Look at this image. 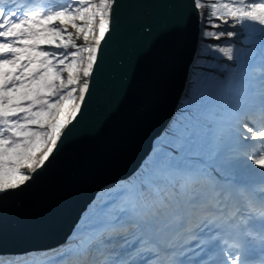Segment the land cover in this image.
Here are the masks:
<instances>
[{
	"label": "snow or ice",
	"instance_id": "snow-or-ice-1",
	"mask_svg": "<svg viewBox=\"0 0 264 264\" xmlns=\"http://www.w3.org/2000/svg\"><path fill=\"white\" fill-rule=\"evenodd\" d=\"M116 6L0 0V201L26 188L80 122ZM189 8L204 26L203 84L185 95L182 119H169L125 183L114 181L110 199L94 202L87 238L60 253L59 264H264V186L244 182L251 171L264 176V0H190ZM246 22L260 25L259 34L244 32ZM182 24L162 27L153 45ZM142 30L153 35L151 24ZM140 56L121 62L124 95ZM234 91L259 104L230 122L222 101ZM118 110L97 122V135ZM251 245L259 255H249Z\"/></svg>",
	"mask_w": 264,
	"mask_h": 264
},
{
	"label": "water",
	"instance_id": "water-1",
	"mask_svg": "<svg viewBox=\"0 0 264 264\" xmlns=\"http://www.w3.org/2000/svg\"><path fill=\"white\" fill-rule=\"evenodd\" d=\"M189 4L190 0H117L114 30L103 44L80 122L26 188L0 201V260L24 261L32 253L42 257L61 248L51 245L69 242L97 194L117 185L114 181H125L149 153L154 137L176 114L199 48V25ZM181 17L180 30L153 45L161 28ZM145 24L153 26V35L142 30ZM141 52L146 54L140 56ZM138 56L135 79L124 95L121 62L136 63ZM115 104L119 110L97 135V122ZM30 249L48 251L14 255Z\"/></svg>",
	"mask_w": 264,
	"mask_h": 264
},
{
	"label": "bare ground",
	"instance_id": "bare-ground-1",
	"mask_svg": "<svg viewBox=\"0 0 264 264\" xmlns=\"http://www.w3.org/2000/svg\"><path fill=\"white\" fill-rule=\"evenodd\" d=\"M204 27L203 25H199V30ZM237 31H241V29L237 28ZM244 32H249L252 31L256 34H259V32L261 31V26L256 24V23H245L244 28H243ZM198 51H197V55L195 58L194 63L192 64V68H191V72H190V77H189V82H188V86L187 89L184 93V96L182 98V101L178 107V109L176 110V114L173 118V123H176L177 121L182 119V113H181V109L185 108L189 105V101L187 99H185V95L189 92L190 89L194 88V87H200L203 84V77H204V73H202L198 67L199 64L203 63V61L200 59L201 55L203 54V52L205 51V43L201 42V35L199 33V46H198ZM217 55V59H219L218 54H214ZM193 82H195V85H193ZM234 93L236 95H238V93H236L234 91ZM237 99H239V96H236ZM230 113H232L233 115H240L242 113L245 112V110L240 107L237 106L236 103L233 104L231 103L230 105L224 106ZM139 175V173H138ZM264 177V176H263ZM125 181L121 182L120 185L124 184ZM116 187H119V185H114L112 187H110L107 190H103L102 192L98 193L95 200L93 201V203L89 206V208L87 209V211L82 215V217L80 218L78 224L75 227V231L72 233V235L70 236V241L67 242V244L69 245H73L77 247L78 242H82L87 238V232L84 231L87 226V224L90 222V218L92 217V214L94 212V202L96 204H99L101 202H103L104 200L110 199V191L111 189H114ZM256 227H258V225H256ZM61 243L65 244V241H59ZM59 242L53 243L51 245V247H54L55 245L60 244ZM37 253H32V255L29 258L35 259L37 258Z\"/></svg>",
	"mask_w": 264,
	"mask_h": 264
},
{
	"label": "rangeland",
	"instance_id": "rangeland-1",
	"mask_svg": "<svg viewBox=\"0 0 264 264\" xmlns=\"http://www.w3.org/2000/svg\"><path fill=\"white\" fill-rule=\"evenodd\" d=\"M255 2H260V0H255ZM257 87H258V82H257ZM234 95L235 94L233 93L231 96H225L224 100L222 101L223 105L224 106H227V105H230L231 103H233V104L236 103V105L242 107L245 110V112H247L250 109H254V108H252V107H254L252 105L255 104V101L253 99L252 100H247L245 97H240L239 99H237V97H235ZM248 105H250L252 107L248 108ZM238 116L239 115H236V114L233 115L232 114V120H230V122H234L235 118H238ZM256 149L259 150V147L258 148L256 147ZM245 178L254 181V183L256 185L255 186V189L257 191H258V189L261 186H264V183H261V181H262L263 178L256 171H251V172L247 173L246 176H245ZM85 228L86 229L84 231L87 232V227H85ZM66 247L68 248V253H72V252H74L77 249L76 246L69 245V244H67ZM39 259H40V256H37V258H35V259H32V258H29L28 259L27 258V259H25V261H28L31 264H37L38 261H39Z\"/></svg>",
	"mask_w": 264,
	"mask_h": 264
},
{
	"label": "trees",
	"instance_id": "trees-1",
	"mask_svg": "<svg viewBox=\"0 0 264 264\" xmlns=\"http://www.w3.org/2000/svg\"><path fill=\"white\" fill-rule=\"evenodd\" d=\"M60 253H65L68 255V248L61 247L55 250L48 252V255L40 257L37 264H52L54 262L59 263L58 256ZM25 261V260H24ZM31 264V263H29Z\"/></svg>",
	"mask_w": 264,
	"mask_h": 264
}]
</instances>
